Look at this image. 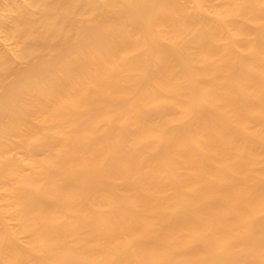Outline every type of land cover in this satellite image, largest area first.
<instances>
[{
	"label": "bare ground",
	"instance_id": "6f19581e",
	"mask_svg": "<svg viewBox=\"0 0 264 264\" xmlns=\"http://www.w3.org/2000/svg\"><path fill=\"white\" fill-rule=\"evenodd\" d=\"M0 264H264V0H0Z\"/></svg>",
	"mask_w": 264,
	"mask_h": 264
}]
</instances>
